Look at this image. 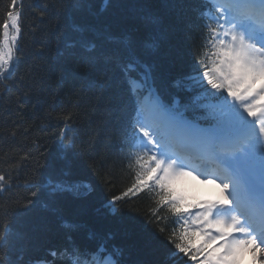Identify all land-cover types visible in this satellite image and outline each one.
<instances>
[{
	"label": "snow or ice",
	"instance_id": "snow-or-ice-1",
	"mask_svg": "<svg viewBox=\"0 0 264 264\" xmlns=\"http://www.w3.org/2000/svg\"><path fill=\"white\" fill-rule=\"evenodd\" d=\"M110 3L103 0L99 11H105ZM190 8L188 0H160L156 10L139 11L131 30L115 34L106 29L102 34L111 46L98 50L95 59L115 69L116 75L106 73L105 81L118 76L126 85L127 102L120 106L129 117L124 138L137 149L128 157L129 167L141 169L134 183L120 195H112L106 207L114 209L117 202H129L126 198L130 194L158 188L157 207L148 224L174 246L176 252L169 251V258L183 254L196 261L199 255L203 257L199 264H239L243 255L250 253L257 264H264V0H199L201 43L187 70L162 90L155 84L153 61L188 23ZM73 11L81 15V22L73 20ZM22 15V2L18 6L17 0H11L0 24V81H9L19 67ZM59 15L72 21L75 32H97L89 21L97 15L91 0H70ZM85 47L89 52L97 50L95 43ZM206 50L215 57L211 64ZM170 52L174 59L187 63L178 46ZM65 128L67 131L59 133L61 171L70 168L78 155L67 122ZM209 165L215 173L203 171ZM51 169L56 171L55 164ZM200 175H204L202 183L216 184L220 198L196 205L198 211L189 221L183 217L191 213L181 211L186 197L176 184L184 177L197 179ZM9 180L0 174V192L8 190ZM45 187L58 193L79 192L82 186L50 178ZM32 204L31 200L16 201L4 207L0 215V264H24L23 250L13 258L16 242L24 238L15 227L16 209L22 208L21 215H26ZM163 208L183 219L178 233L160 227ZM109 239H96L91 248L72 245L59 255L66 264H126L122 248L111 245ZM140 240L141 250L151 253L159 251L163 243L147 226L142 228Z\"/></svg>",
	"mask_w": 264,
	"mask_h": 264
},
{
	"label": "trees",
	"instance_id": "trees-1",
	"mask_svg": "<svg viewBox=\"0 0 264 264\" xmlns=\"http://www.w3.org/2000/svg\"><path fill=\"white\" fill-rule=\"evenodd\" d=\"M21 2L19 67L9 81H0V174L10 177L8 190L0 192V215L6 205L33 201L26 215H21L22 208L16 209L15 227L24 238L16 242L13 258L23 250L24 264H66L59 255L65 248H91L96 239L107 236L111 245L122 248L126 264H198L189 263L190 256L183 254L169 258V251L176 252L174 246L148 224L157 207L155 190L130 194L129 202H117L114 209L106 207L112 195H120L134 183L140 168L129 167L128 157L134 151L124 138L129 117L120 106L127 102L126 85L118 76L105 81L106 73L116 75L115 69L95 57L98 50L111 46L102 35L106 29L115 34L131 30L139 11L156 10L160 0H111L103 12L99 11L103 0H91L97 15L89 21L97 32L83 34L73 31L72 21L59 15L70 0H17V5ZM198 2L188 0V23L153 61L155 84L162 90L187 70L201 43ZM10 4L11 0H0V24ZM72 18L82 20L75 11ZM117 20L127 23L117 24ZM88 43H95L97 50L87 51ZM177 46L187 63L173 58L170 49ZM206 56L209 64L215 59L211 50H206ZM101 81H105L104 87H100ZM66 122L71 126L68 135L76 139L78 155L64 170L65 176L57 156L59 133L67 131ZM50 178L82 187L79 192L51 193L45 187ZM159 214L163 217L160 227L177 232L167 208ZM144 226L163 242L159 251L141 250Z\"/></svg>",
	"mask_w": 264,
	"mask_h": 264
},
{
	"label": "rangeland",
	"instance_id": "rangeland-1",
	"mask_svg": "<svg viewBox=\"0 0 264 264\" xmlns=\"http://www.w3.org/2000/svg\"><path fill=\"white\" fill-rule=\"evenodd\" d=\"M191 178L192 177H184L181 179L182 183L185 182L191 190H195L196 192H200L202 195H220V190L216 187V184H215L214 190H212L210 192H204L203 193L198 188H196L195 186H192ZM250 262L252 264H254L256 262L250 253L243 255V257L239 260V264H249Z\"/></svg>",
	"mask_w": 264,
	"mask_h": 264
},
{
	"label": "bare ground",
	"instance_id": "bare-ground-1",
	"mask_svg": "<svg viewBox=\"0 0 264 264\" xmlns=\"http://www.w3.org/2000/svg\"><path fill=\"white\" fill-rule=\"evenodd\" d=\"M193 184L197 185L199 188H201L203 190L212 189L214 187L213 184H211V183H202L198 179H194L193 180Z\"/></svg>",
	"mask_w": 264,
	"mask_h": 264
}]
</instances>
